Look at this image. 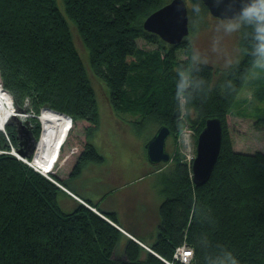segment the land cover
<instances>
[{"label":"trees","instance_id":"16d2710c","mask_svg":"<svg viewBox=\"0 0 264 264\" xmlns=\"http://www.w3.org/2000/svg\"><path fill=\"white\" fill-rule=\"evenodd\" d=\"M186 1L192 33L195 18L204 21L209 10L201 0ZM62 2L88 65L57 0H0V86L13 96L16 110L29 99L27 114L49 108L70 118L49 175L99 213L18 157L0 154V264H183L174 254L184 242L193 249L189 264H264V151H237L227 122L256 65L253 29L241 41L240 62L218 72L194 62L189 37L171 46L144 29L165 0ZM139 40L155 48H141ZM90 71L108 88L111 114L137 116L134 125L168 126L176 139L189 127L199 135L210 118L222 122V149L208 182L196 187L191 167L180 155L172 157L155 222L127 229L138 242L124 235L115 213L70 185L87 164L104 163L95 145L102 121ZM31 124L38 140L41 123ZM257 124L264 127V118ZM6 129L2 151L17 146L16 131Z\"/></svg>","mask_w":264,"mask_h":264},{"label":"rangeland","instance_id":"374dc122","mask_svg":"<svg viewBox=\"0 0 264 264\" xmlns=\"http://www.w3.org/2000/svg\"><path fill=\"white\" fill-rule=\"evenodd\" d=\"M165 1L169 2L171 0ZM57 3L61 14L64 15L71 26L75 45L81 57H83L84 62L88 65V52L85 46H83L82 39L78 35L74 24L65 12V4L62 0H57ZM237 24H239V27H234ZM230 27L232 30H229ZM249 28V25L240 22V18L235 20H220L213 18L210 12L207 13L204 21L195 18L193 32L188 36V41L193 46L194 62L209 63L218 72L238 64L243 56L241 41L249 31ZM137 43H139L141 48L146 50H153L155 48L154 45L152 46L144 40H139ZM178 58L186 60L187 56L184 52L179 51ZM90 78L99 100L102 121L101 133L95 138V145L99 152L104 155V163L93 162L87 164L82 174L70 181V185L82 197L94 200L95 192H100L104 196L106 192L128 183L127 187L117 189L116 193L109 196V198L116 207L127 206L128 212H133L137 208L138 217H140L143 227L146 229L148 223L155 218L156 210L164 199L161 193L163 179L171 173L172 162L158 166H152L148 162L145 146L149 139L157 132V128L154 130L149 129L148 123H145V125H134L136 120H141L137 116L124 113L123 115L111 114V110L107 107L106 99L108 88L91 71ZM0 92L8 93L11 96L13 106L15 105L13 96L2 89L1 86ZM24 103V108L31 106L29 99H25ZM234 104L227 120L233 147L241 153L253 154L258 150L264 151V127L257 124L259 119L264 118V67H259L256 63L248 78V83L241 90V94ZM30 114L33 116L31 117L32 119H38L40 115L36 116L33 112H30ZM10 126L16 131V125L12 124ZM186 129L191 130L192 142L196 149L198 143L197 131L192 127ZM184 130L180 131L176 139L172 136L169 137L167 150L170 151L173 158L175 155H180L183 158L180 138ZM6 132L7 129L0 133L7 134ZM9 147L10 149L6 151H12L10 144ZM0 151L2 152V150ZM150 175L152 177H149ZM67 192L70 191L68 190ZM154 197L156 198L155 200ZM148 199L154 200L156 203L159 200L157 204L159 206L153 204L151 206L149 202L147 203L149 206H147L146 201ZM79 202L82 204L81 201ZM86 205L92 208L88 204ZM92 210L99 212L97 208H92ZM156 233L157 231L154 230L152 237ZM152 237L145 238L148 242L152 243L154 241ZM143 247L150 251L145 245ZM177 261L181 262L180 260Z\"/></svg>","mask_w":264,"mask_h":264},{"label":"water","instance_id":"95a60500","mask_svg":"<svg viewBox=\"0 0 264 264\" xmlns=\"http://www.w3.org/2000/svg\"><path fill=\"white\" fill-rule=\"evenodd\" d=\"M201 1L208 7L211 16L220 20L241 18L243 11L255 3V0H232L231 3L221 7L219 5L222 3V0H217V5L212 6H210L209 0ZM144 29L147 32L156 34L162 41L167 42L171 46L182 44L191 33L187 1L172 0L163 5L145 19ZM17 113L26 115L27 108H18ZM180 113L181 110L178 109L175 117H178ZM12 124L16 125L17 154L25 162L24 159L28 160L33 157L39 139L37 140L35 135H33L31 121L27 120L23 123L18 116H15L7 125ZM171 134V129L163 125L157 128V132L146 143L147 160L152 165L158 166L172 162L171 153L167 150ZM222 135L223 126L218 118H210V120L206 121L204 128L198 135L197 157L191 166L193 181L196 187L206 184L212 176L222 149ZM67 193L70 194V192ZM74 197L77 198L76 196Z\"/></svg>","mask_w":264,"mask_h":264},{"label":"bare ground","instance_id":"6f19581e","mask_svg":"<svg viewBox=\"0 0 264 264\" xmlns=\"http://www.w3.org/2000/svg\"><path fill=\"white\" fill-rule=\"evenodd\" d=\"M15 116H18L23 123L28 118L32 119L31 117H33L30 113L26 115L17 113L15 105L13 106L11 96L8 93L0 92V132L6 130L7 124ZM38 120L41 123L42 135L39 138L37 149L33 157L30 158L31 160L24 159L25 162L22 158L20 160L46 176L53 170L54 163L60 156L61 146L69 135L70 122L65 116L49 108L41 111ZM80 201L82 204H86L81 199Z\"/></svg>","mask_w":264,"mask_h":264},{"label":"clouds","instance_id":"9594fccd","mask_svg":"<svg viewBox=\"0 0 264 264\" xmlns=\"http://www.w3.org/2000/svg\"><path fill=\"white\" fill-rule=\"evenodd\" d=\"M232 0H222L221 7L231 3ZM210 6L217 5V0H209ZM240 22L249 25L253 29L255 41L254 55L257 57V66L264 67V0H255V3L246 8L240 18ZM234 27H239V24ZM229 30H232L230 27ZM231 264H236L233 260Z\"/></svg>","mask_w":264,"mask_h":264},{"label":"crops","instance_id":"0c3cea01","mask_svg":"<svg viewBox=\"0 0 264 264\" xmlns=\"http://www.w3.org/2000/svg\"><path fill=\"white\" fill-rule=\"evenodd\" d=\"M152 166H154V165H152ZM149 177H152V175H150ZM127 185H129V184L126 183L125 185L118 186L116 189H112V190L106 192L105 195L110 192V196H112V195H114L116 193L117 189H120V188H123L124 189L125 187H127ZM70 194H72V193L70 192ZM105 195L102 196V194L100 192H95V194H94V197L95 198L93 200L94 203L96 205H98L100 207V209H102L104 212L107 211V212H110V213H115L117 215V217H119V220L121 221L123 228H125V229H123V228H120L119 227L123 231L124 235L127 236V238H134V239L138 240L137 238H135L134 236H132V234H131L130 231L127 230L128 228H131L132 232H134V231H140V229L142 230V226H143L142 223L143 222H141L140 217H138V209L135 208V210L133 212H128L127 211V206H125V205L124 206H120V207H116L115 204L110 200V198L109 197H106ZM162 196L164 198V195L163 194H162ZM78 199H79V197H78ZM155 199L156 198L154 197V200ZM154 200L148 199L146 201V205L149 206L147 204L148 202H149L150 205L151 204L157 205L159 203V200H158V203H156ZM157 206H159V205H157ZM158 208H157V210H158ZM153 221H154V219H153ZM150 224H151V222H150Z\"/></svg>","mask_w":264,"mask_h":264},{"label":"built area","instance_id":"2783aa9c","mask_svg":"<svg viewBox=\"0 0 264 264\" xmlns=\"http://www.w3.org/2000/svg\"><path fill=\"white\" fill-rule=\"evenodd\" d=\"M65 116L68 120L70 119L68 116ZM191 130H184V132L181 135V140H180V147L182 150V154H183V158L182 160L187 163L190 167L192 166L193 162L195 161V158L197 157V149H195L194 144L192 142V138H191ZM11 145V144H10ZM12 146V145H11ZM0 153L3 154H10L13 155L14 157H18L19 159H21V157H19V155L17 154V148L15 149L14 146H12V151H0ZM46 177L50 180H52L53 182L54 179L52 177H50V175H46ZM56 183V182H55ZM60 188H63L64 190L68 191L65 187L60 186L58 183H56ZM182 257V258H180ZM174 258L176 260H180L183 264L185 262L190 263L193 259V249L192 247H190L186 242L183 243L182 246H180L179 248L176 249V252L174 254Z\"/></svg>","mask_w":264,"mask_h":264}]
</instances>
